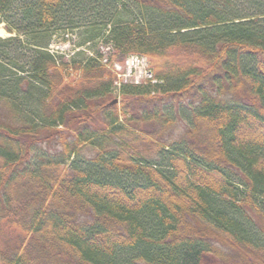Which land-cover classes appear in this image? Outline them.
I'll return each instance as SVG.
<instances>
[{"label":"trees","instance_id":"obj_1","mask_svg":"<svg viewBox=\"0 0 264 264\" xmlns=\"http://www.w3.org/2000/svg\"><path fill=\"white\" fill-rule=\"evenodd\" d=\"M0 23V264H264V0H0ZM67 34L92 56L50 53ZM100 44L158 84L111 104Z\"/></svg>","mask_w":264,"mask_h":264},{"label":"built area","instance_id":"obj_2","mask_svg":"<svg viewBox=\"0 0 264 264\" xmlns=\"http://www.w3.org/2000/svg\"><path fill=\"white\" fill-rule=\"evenodd\" d=\"M76 38L73 35H65V42L52 44L49 47L50 53L61 54L66 58L78 52L80 48L76 47ZM99 52L101 54V63L106 65L107 68L115 75L116 80L113 83V95L119 96V88L122 84H158V81L154 79L152 71L150 70L147 59L143 56L129 55L117 62L110 60L112 48L109 45H99ZM82 50V49H81ZM69 51L67 55L65 52ZM92 56V54H88Z\"/></svg>","mask_w":264,"mask_h":264},{"label":"rangeland","instance_id":"obj_3","mask_svg":"<svg viewBox=\"0 0 264 264\" xmlns=\"http://www.w3.org/2000/svg\"><path fill=\"white\" fill-rule=\"evenodd\" d=\"M10 36H11V35L7 34L6 31L4 30V24L0 23V38L4 39V38H8V37H10ZM78 36H79V42H81L82 38H81V36H80L79 33H78ZM59 39H60V37L57 38L56 40H54L53 44L63 43L62 40H59ZM79 42H76V43H79ZM75 46L78 47L77 45H75ZM81 49H82V50H81ZM95 49H96V47H95V42H94V43H93V42H90V45H89V46H84L83 48H80L79 51H80V52L83 51V52H81V53H84V54H83L84 57H87L88 54H90L92 51L94 52ZM65 53H66L67 55L70 54L69 51H66ZM75 53H76V52H75ZM71 56H72V55H71ZM71 56H70V57H71ZM78 57H79V56H78ZM80 57H81V56H80ZM122 59H123V56H121V55H116V58H115L114 60L117 61V62H120V61H122ZM110 98L114 100L115 96L113 95V96H111ZM116 100L119 102L120 99L117 98ZM174 128H175V130H174V132H173L172 137L178 135V134L181 132V130L184 128V123H183L182 121L179 120V121L177 122V124L175 125ZM89 155H90V154H88L87 152H84V153H83V156H84L85 158L90 157ZM250 215L252 216V213H251V212H250Z\"/></svg>","mask_w":264,"mask_h":264},{"label":"water","instance_id":"obj_4","mask_svg":"<svg viewBox=\"0 0 264 264\" xmlns=\"http://www.w3.org/2000/svg\"><path fill=\"white\" fill-rule=\"evenodd\" d=\"M115 103H117V101L114 99V100L111 102V104H115Z\"/></svg>","mask_w":264,"mask_h":264}]
</instances>
